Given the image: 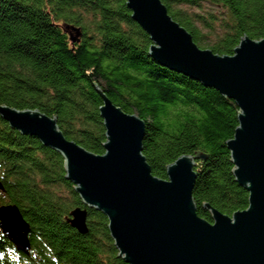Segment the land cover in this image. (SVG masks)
<instances>
[{"label":"trees","instance_id":"trees-1","mask_svg":"<svg viewBox=\"0 0 264 264\" xmlns=\"http://www.w3.org/2000/svg\"><path fill=\"white\" fill-rule=\"evenodd\" d=\"M200 48L232 54L243 36H264V0H161ZM208 6L205 14L188 7ZM71 26L78 41H71ZM151 41L125 0H0V104L55 117L66 139L95 154L106 140L101 94L143 120L142 154L153 175L181 155L196 158L192 197L224 214L247 207L226 141L238 124L235 102L170 70L148 54ZM1 204H16L30 224L29 254L0 230V264H128L117 255L108 219L87 208L88 231L66 221L82 206L59 152L12 129L0 116Z\"/></svg>","mask_w":264,"mask_h":264},{"label":"water","instance_id":"water-1","mask_svg":"<svg viewBox=\"0 0 264 264\" xmlns=\"http://www.w3.org/2000/svg\"><path fill=\"white\" fill-rule=\"evenodd\" d=\"M125 2L147 33L148 54L155 62L235 102L238 124L226 147L234 180L248 193L246 208L228 215L203 203L211 220L198 216L192 197L194 167L196 158L206 154L181 155L166 166V178L153 175L142 154L143 120L103 94L102 154L66 139L56 118L37 109L0 104L1 118L61 154L65 178L83 205L71 209L66 221L85 234L87 208L101 211L117 255L126 263L264 264V36L245 35L232 54L220 55L200 48L161 0ZM71 29V41H78L80 29ZM0 230L17 250L29 254L30 224L16 204L0 205Z\"/></svg>","mask_w":264,"mask_h":264},{"label":"rangeland","instance_id":"rangeland-1","mask_svg":"<svg viewBox=\"0 0 264 264\" xmlns=\"http://www.w3.org/2000/svg\"><path fill=\"white\" fill-rule=\"evenodd\" d=\"M188 12H197L200 14H205V11L209 10L206 4L201 5V7H188Z\"/></svg>","mask_w":264,"mask_h":264}]
</instances>
